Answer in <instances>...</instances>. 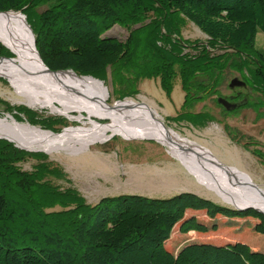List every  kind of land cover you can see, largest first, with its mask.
Segmentation results:
<instances>
[{
    "label": "trees",
    "instance_id": "1",
    "mask_svg": "<svg viewBox=\"0 0 264 264\" xmlns=\"http://www.w3.org/2000/svg\"><path fill=\"white\" fill-rule=\"evenodd\" d=\"M38 7L45 9L36 14ZM1 12L25 16L50 71L103 81L107 69L116 70L118 99L134 97L137 82L152 78L170 97L179 79L182 111L168 122H212L207 113L185 109L216 94L227 68L261 97L228 113L251 106L264 117V50L256 46L258 33L264 34V0H0ZM149 13L154 17L145 24ZM181 19L207 36L206 43L182 40ZM115 24L140 27L122 43L104 37ZM139 45L142 62L131 64ZM1 57L14 56L0 45ZM5 108L53 134L66 126L62 118L41 117L26 107ZM225 129L235 140L236 133ZM252 154L262 158L256 149ZM28 156L46 159L0 140V264H264V216L253 209L233 210L192 193L167 199L119 195L87 204L78 191L60 190L45 179L60 176L50 165L42 163L32 173L15 168ZM55 206L59 211H45ZM217 218L225 222L218 226ZM227 228L231 238L224 242L206 237ZM245 228L258 234L254 241L238 238Z\"/></svg>",
    "mask_w": 264,
    "mask_h": 264
},
{
    "label": "rangeland",
    "instance_id": "2",
    "mask_svg": "<svg viewBox=\"0 0 264 264\" xmlns=\"http://www.w3.org/2000/svg\"><path fill=\"white\" fill-rule=\"evenodd\" d=\"M44 9V7H38L34 12L39 14ZM153 17V14L149 13L145 24H148ZM24 20L26 21V18ZM139 27V24L130 27L115 24L105 32L104 37L126 43L129 42L133 34L132 31ZM179 30L182 40L199 41L202 44H205L208 40L207 36L185 19H181ZM32 36L34 38L33 33ZM0 45L4 47L1 42ZM256 46L264 50L263 33H258ZM4 48L6 49V47ZM130 49H134V44L131 42ZM141 49L140 45L136 48L137 55L135 54L129 60L131 64H134L133 61L142 62L145 53ZM186 51H189V49H186ZM13 56L11 59L17 58L15 54ZM117 73L116 70L109 68L103 77V81L100 80L109 96L106 100L109 106L129 100L139 106L157 112L164 124L179 136L209 151L219 163L238 171L246 180L254 183L260 189H264V117L259 115L263 112L262 109L257 110L249 106L233 113H226L216 101L217 98H225L229 101L236 95L240 96V101L247 99L250 103H257L260 100L261 97L253 93L249 88L241 87L231 89L229 87L233 79L242 80L238 72L230 68L225 69L221 76V83L216 89V94L214 93V95L207 97L205 100L199 101L188 109H185L193 114H209L213 118V121L206 123L205 127L193 126L186 122L176 124L167 121V118L174 117L182 111L184 93L181 89L179 79H176L170 97H167L162 90L159 79L152 78L140 79L137 82L136 88L138 92L134 97L128 96L123 99H118L115 94L118 90L115 84ZM124 74L125 76L129 75L128 73ZM197 80L202 82L205 78L199 76ZM0 100L5 103L0 104V118L10 117L20 124H28V122H26L22 115L20 116L21 120H17L14 117L15 112L7 111L5 108L6 105L10 107H26L41 117L64 119L66 126L60 128V131L57 133L54 132V134H60L64 129L78 128L88 124V116L85 112L81 114L76 111L72 112V117H82L81 121H76L69 120L56 113H51L48 108H33L28 106L26 100L17 95L9 81L3 77H0ZM234 102L236 103V101ZM141 103L147 106L140 105ZM98 121L100 123H106L105 120ZM28 125L31 126L30 124ZM31 127L43 130L39 126ZM226 127L236 133L235 140H232L227 135ZM241 136L245 138L242 139L240 138ZM0 140L7 141L3 138H0ZM10 143L16 149L28 154H43L46 156L44 161L39 160L38 157L28 156L22 161L17 162L15 168L22 172L32 173L42 163L50 165L53 170H58V175L60 176L51 174L45 179L52 186L60 190L74 189L78 191L87 204H95L103 197L119 195L167 199L180 193H192L203 199L210 200L217 205L233 209L232 206L224 203L215 192L198 185L196 179L182 164L168 153L167 148L154 140H130L120 136H112L104 143L94 144L87 150L72 155L62 152L49 155L43 151H28L18 148L14 142ZM254 149L260 151L262 158H258L252 154ZM45 211L57 212L59 208L55 206ZM200 217L204 221H208L203 214H200ZM215 222L220 226L225 220L217 218ZM231 233L229 228H227V230L221 229L219 232L209 233L206 237L209 241L218 243L230 239ZM256 235L258 234L252 232L250 228H245L237 234L240 240H246L248 242L254 241V236ZM173 238L176 239L177 235L174 234Z\"/></svg>",
    "mask_w": 264,
    "mask_h": 264
},
{
    "label": "bare ground",
    "instance_id": "3",
    "mask_svg": "<svg viewBox=\"0 0 264 264\" xmlns=\"http://www.w3.org/2000/svg\"><path fill=\"white\" fill-rule=\"evenodd\" d=\"M0 42L17 56L12 61L0 62V77L9 81L28 106L48 108L69 120L81 121V116H71L75 111L88 116L87 125L56 135L17 123L10 117L0 118V138L19 148L49 155L81 153L112 136L154 140L167 148L198 185L215 192L224 203L237 208L253 207L264 214V189L252 187L236 170L219 167L209 151L179 136L157 112L129 100L109 106L107 92L90 76L79 77L72 71L48 73L40 62L30 28L19 12L0 13Z\"/></svg>",
    "mask_w": 264,
    "mask_h": 264
},
{
    "label": "water",
    "instance_id": "4",
    "mask_svg": "<svg viewBox=\"0 0 264 264\" xmlns=\"http://www.w3.org/2000/svg\"><path fill=\"white\" fill-rule=\"evenodd\" d=\"M1 13H7V12H1ZM19 14H20V16H22L23 18H24V16L21 14V12H19ZM25 19V18H24ZM26 22V21H25ZM27 24V23H26ZM28 26V25H27ZM29 27V26H28ZM34 42H35V39H34ZM38 54V53H37ZM38 57H39V55H38ZM39 59H40V57H39ZM12 60H14V59H11V58H0V62H2V61H12ZM40 62H41V64H42V66L44 67V69L48 72V73H52V74H56V73H63V72H68V71H63V72H53V71H50L45 65H44V63L42 62V60L40 59ZM95 81H97L98 83H100L101 85H102V87H103V83L101 82V81H99V80H96L95 79ZM229 87L231 88V89H234V88H241V87H246V84H245V82L244 81H242V80H238V79H233L232 81H231V83L229 84ZM103 89L106 91V89H105V87H103ZM217 104L219 105V106H221L225 111H227V112H230V111H234L235 109H237L238 107H240L241 105H243V104H245V102H246V100H243V101H241V102H239V103H232V102H230V101H228L227 99H225V98H217ZM140 105H144V106H147V105H145V104H143V103H141ZM34 128V127H33ZM65 130V129H64ZM41 131H43V132H49V131H44V130H41ZM49 133H51V132H49ZM51 134H53V133H51ZM53 135H56V134H53ZM5 140H7V139H5ZM7 141H9V140H7ZM9 142H12V141H9ZM17 147V146H16ZM199 148H201V149H203L202 147H200V146H198ZM19 148V147H18ZM20 149H22V148H20ZM210 154V153H209ZM211 155V154H210ZM212 156V155H211ZM213 157V156H212ZM213 159L216 161V164L219 166V167H221L222 169H224V170H227V171H229V170H231L232 168H230V167H227V166H225V165H223V164H221V163H219L214 157H213ZM251 185H252V187H254V188H256V189H258V190H260V188L257 186V185H255L254 183H252L251 182ZM247 209H253V210H255L256 212H258V213H260V214H262L263 216H264V214L262 213V212H260L259 210H257V209H255V208H253V207H243V208H237V207H233V210H237V211H244V210H247Z\"/></svg>",
    "mask_w": 264,
    "mask_h": 264
},
{
    "label": "flooded vegetation",
    "instance_id": "5",
    "mask_svg": "<svg viewBox=\"0 0 264 264\" xmlns=\"http://www.w3.org/2000/svg\"><path fill=\"white\" fill-rule=\"evenodd\" d=\"M236 96H238V95H236ZM236 96H234V97H236ZM234 97H233V98H234ZM229 101H231V102H233V103H235L234 101H236V103L241 102L239 99H237V100H233L232 98H231Z\"/></svg>",
    "mask_w": 264,
    "mask_h": 264
}]
</instances>
